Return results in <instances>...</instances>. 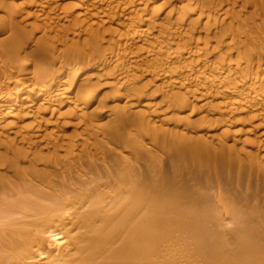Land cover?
I'll list each match as a JSON object with an SVG mask.
<instances>
[{
	"label": "rangeland",
	"instance_id": "rangeland-1",
	"mask_svg": "<svg viewBox=\"0 0 264 264\" xmlns=\"http://www.w3.org/2000/svg\"><path fill=\"white\" fill-rule=\"evenodd\" d=\"M0 264H264V0H0Z\"/></svg>",
	"mask_w": 264,
	"mask_h": 264
}]
</instances>
